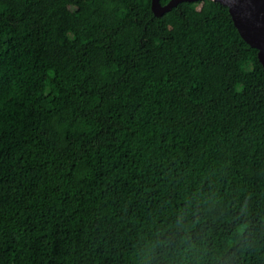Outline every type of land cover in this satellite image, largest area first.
Masks as SVG:
<instances>
[{
  "label": "trees",
  "instance_id": "1",
  "mask_svg": "<svg viewBox=\"0 0 264 264\" xmlns=\"http://www.w3.org/2000/svg\"><path fill=\"white\" fill-rule=\"evenodd\" d=\"M258 51L219 0H0V264H264Z\"/></svg>",
  "mask_w": 264,
  "mask_h": 264
},
{
  "label": "water",
  "instance_id": "2",
  "mask_svg": "<svg viewBox=\"0 0 264 264\" xmlns=\"http://www.w3.org/2000/svg\"><path fill=\"white\" fill-rule=\"evenodd\" d=\"M182 0H152L156 14H163ZM229 6L233 19L243 37L258 48L259 58L264 65V0H219Z\"/></svg>",
  "mask_w": 264,
  "mask_h": 264
}]
</instances>
